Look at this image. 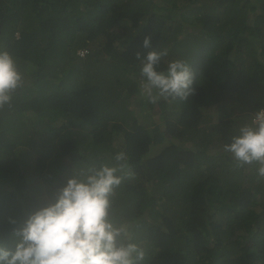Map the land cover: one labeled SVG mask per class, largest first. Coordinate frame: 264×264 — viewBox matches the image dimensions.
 Returning a JSON list of instances; mask_svg holds the SVG:
<instances>
[{"label": "trees", "instance_id": "1", "mask_svg": "<svg viewBox=\"0 0 264 264\" xmlns=\"http://www.w3.org/2000/svg\"><path fill=\"white\" fill-rule=\"evenodd\" d=\"M0 50L24 74L0 111V246L122 152L115 218L142 264H264V178L224 151L264 109V0H0ZM165 50L156 70L185 61L195 92L153 104L142 60Z\"/></svg>", "mask_w": 264, "mask_h": 264}, {"label": "clouds", "instance_id": "2", "mask_svg": "<svg viewBox=\"0 0 264 264\" xmlns=\"http://www.w3.org/2000/svg\"><path fill=\"white\" fill-rule=\"evenodd\" d=\"M143 44L150 47V37ZM84 49L78 53L82 55ZM166 55V50L150 51L142 60V94L153 104L161 98L187 99L195 92L194 73L185 61L174 60L166 71L156 70ZM136 59H141L140 53ZM23 86L24 74L16 59L0 50V111L12 106L14 94ZM224 151L233 154L237 167L258 164V176L264 178V109L252 114L251 123L239 129ZM115 160L114 167L101 165L74 173L54 202L13 229L11 246H0V264H142L144 250L133 242L129 227L115 218L113 196L123 179L117 173L127 167L120 163L124 153L116 154Z\"/></svg>", "mask_w": 264, "mask_h": 264}, {"label": "built area", "instance_id": "3", "mask_svg": "<svg viewBox=\"0 0 264 264\" xmlns=\"http://www.w3.org/2000/svg\"><path fill=\"white\" fill-rule=\"evenodd\" d=\"M87 51V49L81 50L80 53L83 55L85 54V52Z\"/></svg>", "mask_w": 264, "mask_h": 264}, {"label": "rangeland", "instance_id": "4", "mask_svg": "<svg viewBox=\"0 0 264 264\" xmlns=\"http://www.w3.org/2000/svg\"><path fill=\"white\" fill-rule=\"evenodd\" d=\"M0 186L2 187V186H3V184H0Z\"/></svg>", "mask_w": 264, "mask_h": 264}]
</instances>
